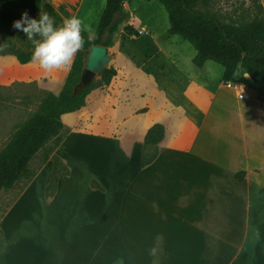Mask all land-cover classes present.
<instances>
[{
	"label": "crops",
	"instance_id": "crops-1",
	"mask_svg": "<svg viewBox=\"0 0 264 264\" xmlns=\"http://www.w3.org/2000/svg\"><path fill=\"white\" fill-rule=\"evenodd\" d=\"M45 2L63 20L75 15L86 23L95 14V0ZM124 9L128 18L117 32L123 40L147 35V26L136 24L140 37L124 31L135 14L131 0ZM129 65L117 68L108 86V103L115 101L108 135L93 138L103 140L108 155L86 159L78 172L57 148L70 175L48 198L50 160L24 188L6 213L9 225H1L6 214L0 220V241L10 254L0 264H264V83L239 69L230 82L243 83L250 96L240 99L222 79L199 81L171 59L131 58ZM135 100L141 106L126 112ZM157 123L166 126V140L144 147ZM46 171L39 200L30 201L28 190ZM15 210L24 215L14 217Z\"/></svg>",
	"mask_w": 264,
	"mask_h": 264
},
{
	"label": "rangeland",
	"instance_id": "rangeland-1",
	"mask_svg": "<svg viewBox=\"0 0 264 264\" xmlns=\"http://www.w3.org/2000/svg\"><path fill=\"white\" fill-rule=\"evenodd\" d=\"M131 2L135 14L131 15L129 22L133 26L135 24L139 27L147 26L149 32L147 35L141 36L139 40H128L127 38L123 40L122 33H117L109 51L120 55L115 53L117 56L111 67L128 71L131 58L139 64H149L159 62V60L168 62L171 59L174 62L185 64L188 72L199 81L210 79L220 82L224 74V68L220 64L207 62L203 69L196 67L193 64L196 57L194 47L182 37L169 34L168 14L160 2L156 0H131ZM105 4L106 0H95L92 10L95 14L86 21L93 30L99 23ZM98 10L99 17L96 16ZM209 11L214 13L221 22L236 26L247 25L255 19L264 20V10H261L256 0H210ZM0 45L3 46L0 50L1 151L11 140L17 128L39 110L46 93L59 94L61 92L70 69L45 75L35 64L28 63L29 65L21 66L12 55L11 47L26 52L33 51L32 43L21 31L0 30ZM132 77L137 78L135 74ZM261 85L264 87V84ZM114 102L108 103V86L96 85L87 96L86 104L82 109L62 117L64 129L60 138L50 140L35 155L29 165L30 173L37 175L45 164L52 160L59 146L61 147L59 155L75 165L78 172L85 168L83 162L86 159L90 162L95 159L99 160V156L105 158L108 155V146L104 145L103 140L93 138H100L101 134L108 135V117L112 107L115 106ZM141 104V101L135 100L125 107V111L127 112L131 107L141 106ZM100 141L103 145H93V142ZM67 167L71 172L70 166ZM62 169L60 167V170ZM47 176V171L43 172L40 178L35 181L34 186L30 187L27 193L28 196H31L30 201L39 200L38 196L42 194L40 184L45 181ZM29 182L27 178H23L11 190L0 191V220L9 214L7 211L12 204L18 201L20 196L22 197V191H25L24 188ZM23 215L24 212L19 210L13 212L14 217ZM1 225H9L8 215ZM9 256L8 247H5L0 241V257L9 260Z\"/></svg>",
	"mask_w": 264,
	"mask_h": 264
},
{
	"label": "trees",
	"instance_id": "trees-1",
	"mask_svg": "<svg viewBox=\"0 0 264 264\" xmlns=\"http://www.w3.org/2000/svg\"><path fill=\"white\" fill-rule=\"evenodd\" d=\"M152 1V0H143ZM160 2L169 19V34L178 35L189 42L196 50L193 64L203 68L207 62H215L224 68L222 82L228 84L234 79L239 69L248 74L255 83H264V20L255 19L244 26L226 24L209 11L210 0H156ZM263 7L260 0H256ZM125 0H106L101 15L96 39L87 41L84 49L75 57L66 82L59 94L46 93L39 110L23 122L11 140L0 151V191L11 190L23 178L29 181L36 176L30 173L29 165L35 155L53 138L59 139L64 129L62 117L82 109L87 96L96 85L109 86L117 76L113 67L104 71L98 81L90 87L74 95L73 89L79 83L81 73L91 46L98 45L109 48L114 36L128 16L124 9ZM27 12L30 18L38 19L41 12H47L55 21L54 26H61L63 19L59 13L45 0H0V30L13 29L14 21ZM15 30V29H14ZM130 35L140 37L132 24L124 27ZM11 53L22 65L30 63L33 51H21L11 47ZM166 140V126L157 123L148 129L143 137L144 147H157ZM143 160V166L153 159ZM52 177L46 188L48 198H52L57 190L61 177L70 171L64 161L53 155ZM60 167L63 169L60 170ZM92 187L103 190L98 183L92 181Z\"/></svg>",
	"mask_w": 264,
	"mask_h": 264
},
{
	"label": "clouds",
	"instance_id": "clouds-1",
	"mask_svg": "<svg viewBox=\"0 0 264 264\" xmlns=\"http://www.w3.org/2000/svg\"><path fill=\"white\" fill-rule=\"evenodd\" d=\"M54 25V19L47 12H41L38 19H33L26 11L12 24L13 29L23 32L32 43L30 63L35 64L45 75L68 71L71 68L78 52L84 49L85 33L88 42L96 39L91 26L75 15L65 18L61 26ZM2 47L0 45V50ZM253 233L259 240V230L254 229ZM156 254V248L150 249V256ZM119 264H123V261Z\"/></svg>",
	"mask_w": 264,
	"mask_h": 264
},
{
	"label": "water",
	"instance_id": "water-1",
	"mask_svg": "<svg viewBox=\"0 0 264 264\" xmlns=\"http://www.w3.org/2000/svg\"><path fill=\"white\" fill-rule=\"evenodd\" d=\"M114 59L115 54L111 53L108 48L98 45L91 46L84 61L80 81L74 87L73 94H79L90 87L94 81L100 79L104 71L111 68Z\"/></svg>",
	"mask_w": 264,
	"mask_h": 264
},
{
	"label": "built area",
	"instance_id": "built-area-1",
	"mask_svg": "<svg viewBox=\"0 0 264 264\" xmlns=\"http://www.w3.org/2000/svg\"><path fill=\"white\" fill-rule=\"evenodd\" d=\"M227 85L228 87L235 88L240 99H248L250 97L249 93L247 92V88L243 85V83L236 81L233 83L229 82Z\"/></svg>",
	"mask_w": 264,
	"mask_h": 264
}]
</instances>
